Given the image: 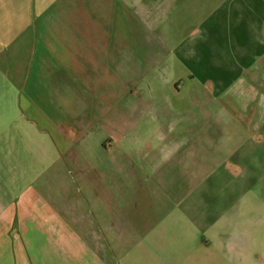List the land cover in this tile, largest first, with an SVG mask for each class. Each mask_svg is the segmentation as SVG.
Wrapping results in <instances>:
<instances>
[{
	"label": "rangeland",
	"instance_id": "obj_1",
	"mask_svg": "<svg viewBox=\"0 0 264 264\" xmlns=\"http://www.w3.org/2000/svg\"><path fill=\"white\" fill-rule=\"evenodd\" d=\"M140 1L119 71L106 0L64 8L77 37L33 23L0 55V208L40 197L1 223L0 264H264V78L216 97V47L172 53L216 0Z\"/></svg>",
	"mask_w": 264,
	"mask_h": 264
},
{
	"label": "crops",
	"instance_id": "obj_2",
	"mask_svg": "<svg viewBox=\"0 0 264 264\" xmlns=\"http://www.w3.org/2000/svg\"><path fill=\"white\" fill-rule=\"evenodd\" d=\"M77 1L0 0V55L4 52L14 54L13 50L18 46V41L33 23L36 24L41 41L59 34L63 37H77L72 29L73 24L78 21V16L66 17L64 13V8L71 3L76 4ZM130 1L135 9L146 10L150 7H145L140 0H110V2L106 0L108 8L111 9L107 21L108 31L104 34V37L110 40L106 53L111 56V51L115 49L119 57H110L105 60L104 63L111 72L119 71L118 68L121 65L122 68L129 65L131 27L130 18L124 15V10L131 6ZM157 1L160 0H152L153 4ZM216 4V12L211 16L188 21L193 26L192 32L185 40L173 45L172 53L184 59V52L198 53L206 51V46L211 48L215 46L217 52L212 56L215 62L214 69L219 74L207 75L203 81L214 89L216 97H221L237 85L253 88L256 84L263 83L264 66L251 65L250 61L259 48L257 38L261 22L260 30L264 33V0H216ZM120 8L123 9L122 13L119 10L116 11ZM101 35L103 36V34H97L100 37ZM57 52L61 53V56L73 59L67 56V50L59 49ZM119 55H123L122 60ZM71 56L75 54L71 52ZM63 63L71 66L72 71L78 70L71 62L63 61ZM244 69H250L248 70L250 73H246ZM239 70H243V74ZM255 72L259 73V82L252 79ZM38 199H40L39 195L31 189L18 195L14 207L0 208V227L13 218L18 219L20 223H23L24 218H31L30 211L33 210L34 203ZM96 262L104 264L97 256Z\"/></svg>",
	"mask_w": 264,
	"mask_h": 264
},
{
	"label": "flooded vegetation",
	"instance_id": "obj_3",
	"mask_svg": "<svg viewBox=\"0 0 264 264\" xmlns=\"http://www.w3.org/2000/svg\"><path fill=\"white\" fill-rule=\"evenodd\" d=\"M258 76H259V73L258 72L253 73V76H252L253 81L256 80V82H259L258 81Z\"/></svg>",
	"mask_w": 264,
	"mask_h": 264
}]
</instances>
